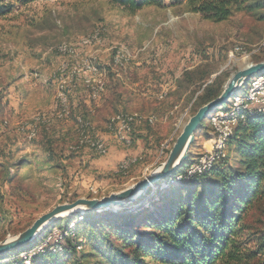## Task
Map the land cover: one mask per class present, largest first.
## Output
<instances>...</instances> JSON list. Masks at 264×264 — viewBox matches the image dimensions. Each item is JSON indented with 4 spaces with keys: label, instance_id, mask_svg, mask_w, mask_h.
<instances>
[{
    "label": "rangeland",
    "instance_id": "rangeland-1",
    "mask_svg": "<svg viewBox=\"0 0 264 264\" xmlns=\"http://www.w3.org/2000/svg\"><path fill=\"white\" fill-rule=\"evenodd\" d=\"M3 3L10 5V10L0 14V161L27 159L31 165L12 169V173L30 175L13 185L2 182L0 170V241L19 235L58 204L80 197L100 198L137 181L132 178L137 172L143 175L167 159L184 125L195 114L196 99L205 83L220 73L227 81L239 69L264 60V20L248 12L212 22L191 11L185 2L167 8L147 6L134 13L111 0ZM95 31L101 33L99 41L80 44ZM116 52L121 56L119 64L114 62ZM89 60L94 69L88 70V78L69 82L67 71L62 70L81 71ZM259 74L239 93H245ZM202 76L210 77L203 81ZM98 86L101 97L95 100L88 89ZM76 91L81 103L73 111ZM63 94L67 112L60 115ZM231 106L230 98L213 113ZM80 115L89 120L79 117L77 126ZM133 118L138 119L132 132L135 141L128 147L109 126L113 124L114 133H123L125 119ZM209 123L207 118L197 132L187 163L209 153L206 151L215 138L207 135L213 132L212 128L206 130ZM28 126L34 131L31 139ZM89 128L96 136H109L116 146L131 151L126 158L138 159L131 173L132 163L122 165L120 172L131 176L127 181L117 177L107 188L82 185L76 171L82 168L77 154L91 144ZM138 146L141 149L135 152ZM226 152L231 162L237 156L234 147ZM49 153L55 164H60L59 169L43 163ZM66 154L72 155L66 158ZM68 217L55 222L47 240L37 246L59 239L63 227L58 226H65ZM254 217L259 220L261 208ZM26 253L20 256L26 258Z\"/></svg>",
    "mask_w": 264,
    "mask_h": 264
},
{
    "label": "trees",
    "instance_id": "trees-1",
    "mask_svg": "<svg viewBox=\"0 0 264 264\" xmlns=\"http://www.w3.org/2000/svg\"><path fill=\"white\" fill-rule=\"evenodd\" d=\"M17 1L27 5L41 0ZM111 1L132 13L147 6L167 8L185 2L191 11L212 22L226 21L237 12H248L257 20H264V0ZM9 10L10 5L0 4V14ZM209 77L201 79L206 81ZM225 82V76L220 73L204 84L196 99L195 113L222 94ZM214 110L208 116L210 123L206 130L212 128L213 132L207 135L210 138L215 135V143L217 133L211 125ZM244 113L245 117L238 120L208 168L185 179L202 163V154L187 163L191 151L185 164L162 181L169 182L168 186L162 188L159 182L147 203L144 197L118 212L101 210L69 216L65 226H58L63 227L59 239L39 248L37 245L45 242L55 228H51L54 222L32 243L26 244L30 247L25 249L24 245L0 256V264H66L68 261L70 264H264V111ZM79 117L89 120L85 115L77 116V126ZM51 129L46 127L48 131ZM77 134L76 144L78 130ZM229 147H234L237 153L232 162L226 152ZM43 163L54 170L61 167L55 164L51 153ZM25 165H31L27 159L0 161L2 182L13 185L17 180L28 179L30 175L12 173V169ZM119 167L115 176L127 181L131 176L120 172ZM132 206L135 208L131 209ZM260 208L261 217L255 220ZM85 246L89 249L83 251ZM24 251L27 259L20 256Z\"/></svg>",
    "mask_w": 264,
    "mask_h": 264
},
{
    "label": "water",
    "instance_id": "water-1",
    "mask_svg": "<svg viewBox=\"0 0 264 264\" xmlns=\"http://www.w3.org/2000/svg\"><path fill=\"white\" fill-rule=\"evenodd\" d=\"M263 71L264 60L249 64L247 67L239 69L234 73L224 84L222 94L200 107L190 117L174 143L167 159L161 165L152 170H147L137 181L128 184L121 190L113 191L108 195L100 198L80 197L73 202L58 204L50 211L39 216L30 227L19 235L10 236L0 241V256L32 243L49 226L64 217L101 210L118 212V210L120 211L141 198L145 197V200L149 199L156 193L157 184L171 176L189 159L191 147L196 139V133L202 128L203 122L208 118L211 111L227 102L240 90L243 84L247 83L254 75ZM164 184H167V182H162V185Z\"/></svg>",
    "mask_w": 264,
    "mask_h": 264
},
{
    "label": "bare ground",
    "instance_id": "bare-ground-1",
    "mask_svg": "<svg viewBox=\"0 0 264 264\" xmlns=\"http://www.w3.org/2000/svg\"><path fill=\"white\" fill-rule=\"evenodd\" d=\"M100 37L101 36H100L99 32H95L94 34H92V36H89V37L83 39V41L80 42V44H90L94 41H99ZM71 45H73V44H71ZM67 48H68L67 46H65V47L62 46L63 50H67ZM114 58H115L116 63L121 62V56H119V54H117V52L115 53ZM91 69H94L93 66H91ZM93 88H95V87H93ZM261 97H264V71L261 72L257 76L256 79H254L253 81H251L249 83L245 93H243V94L238 93L232 97V99H231L232 106L230 108V111H228V109L220 110L219 113L213 114V116L211 118V122L213 124V127H214L216 133H217V141L214 143V152H220L222 150V148H223L225 142L227 141L228 137L232 134L233 129L236 126L238 120L243 119L245 117V113H244L245 111H250V112L264 111V102H259L258 104H256V100L261 98ZM62 99H63L64 103L62 104L63 106L61 105L62 106L61 110H62V113H65V112H67V109H66L67 107L65 108L64 105L67 102V96L65 94H63ZM62 99H61V102H62ZM246 104L253 105V106H247ZM60 115H62V114H60ZM37 119L41 120V117L37 118ZM32 132H34V131H32ZM34 134L35 133H33V135ZM216 154L217 153L214 154V157H212V152H209V153L203 155L201 164H207L204 169H206L210 166V164L215 159ZM204 169H200L199 171H202ZM168 184H169V182H167V184L162 185V188L168 186ZM64 215H66V214H64Z\"/></svg>",
    "mask_w": 264,
    "mask_h": 264
},
{
    "label": "crops",
    "instance_id": "crops-1",
    "mask_svg": "<svg viewBox=\"0 0 264 264\" xmlns=\"http://www.w3.org/2000/svg\"><path fill=\"white\" fill-rule=\"evenodd\" d=\"M79 93L80 92L76 91V93L72 96V102L75 110L78 109L81 103ZM85 102L88 103L87 101ZM105 139L109 142V152L107 155H92L87 148H83L84 150L77 154L78 162L82 164V168L76 171H79L78 173H80L78 175L82 178V185H93L95 187L103 186L107 188L111 184H114V182L118 181L115 173L118 171V167L121 162L126 158V156L130 155L131 151H126L116 146L112 143L109 136H105ZM137 145H140L139 142H137ZM136 149L137 150L135 152L141 148L138 146ZM65 156H68V154ZM141 177V173L139 174V172H137V174L132 178L138 180Z\"/></svg>",
    "mask_w": 264,
    "mask_h": 264
},
{
    "label": "built area",
    "instance_id": "built-area-1",
    "mask_svg": "<svg viewBox=\"0 0 264 264\" xmlns=\"http://www.w3.org/2000/svg\"><path fill=\"white\" fill-rule=\"evenodd\" d=\"M80 61H82V59H80ZM88 70H91V62H90V60L89 61H85V68H81V71L68 72V67L65 70H62V71H67V76L69 77V82H76V79H83V80L87 79L88 78ZM88 91L94 93V99L95 100H98L99 97H101V86H98V87H95V88H90V89H88ZM259 102H264V97H261V98L256 100V104H258ZM63 103H64V101L62 99L61 104H63ZM246 105L247 106H253V105H249V104H246ZM136 122H138V119H134V120L125 119L123 133H114L113 124H110L109 129L111 130L113 135H115V137L117 138V140L119 142H121L124 145L129 147V146H131L133 144V139H132L131 134L133 132L134 125L136 124ZM27 132H28V137L31 139V137H32V126H28ZM88 133H92V141H91V144L89 146H87V149H89L90 151H93L94 153H96V154H98L100 156L107 155L108 152H109L108 142L104 138L96 136L94 134V132H92V130L90 128H89V132ZM210 143H211V146L206 152H212V157H214V154L218 153V152H214V141H210ZM137 161H138L137 158H133V157H130V156L125 158L122 161V163L120 164L119 171L122 168V165L124 163H132L133 165H135L137 163ZM206 165L207 164H200V162H199V164L196 165L190 171L189 176H187L185 179H189L193 175L198 174V171L200 169H204ZM92 190H95V189L92 188Z\"/></svg>",
    "mask_w": 264,
    "mask_h": 264
}]
</instances>
